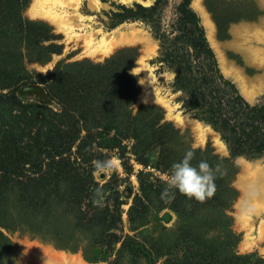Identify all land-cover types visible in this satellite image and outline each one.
<instances>
[{"label": "trees", "instance_id": "trees-1", "mask_svg": "<svg viewBox=\"0 0 264 264\" xmlns=\"http://www.w3.org/2000/svg\"><path fill=\"white\" fill-rule=\"evenodd\" d=\"M163 2L120 5L115 14L119 22L150 21ZM28 3L0 0V264L10 263L14 249L5 232L16 231L80 251L91 264H264L254 252L235 250L239 235L230 215L238 195L233 158L264 155V97L246 101L220 72L191 0L176 6L174 36L159 35L157 61L174 73L181 108L219 133L228 157L214 153L209 143L193 147L188 129L166 119L161 106L134 107L139 92L131 72L134 47L103 61H59L44 74L24 75L23 58L44 64L61 50L50 24L22 15ZM205 7L223 37L229 20L215 13L210 0ZM23 86L56 107L22 100ZM188 150L195 153L194 165L201 159L220 165L216 192L198 202L173 190L174 199L165 202L162 174ZM110 156L118 158L125 176L115 171L100 182L91 162ZM131 174L138 187L133 195ZM122 182L127 184L119 190ZM97 187L104 192L102 205L93 203ZM130 197L126 215L132 234L121 228V205ZM165 209L176 216L172 228L158 215Z\"/></svg>", "mask_w": 264, "mask_h": 264}, {"label": "rangeland", "instance_id": "rangeland-1", "mask_svg": "<svg viewBox=\"0 0 264 264\" xmlns=\"http://www.w3.org/2000/svg\"><path fill=\"white\" fill-rule=\"evenodd\" d=\"M31 1L32 0H29L28 5L22 11V15L28 19L41 20L50 24L54 29V33L59 35L55 42L61 44V50L59 54H52L49 61L44 64H40L35 61H27L23 58L24 75H34L36 72L44 74L46 71L51 70L54 64L59 61L69 62L81 60L83 58L93 62L103 61L106 57H109L120 48L134 47L137 51V57L132 70L136 68V71L133 73L137 75V86L139 87L134 107L139 104H156L161 106L165 112L166 119L171 120L174 125L182 131L188 129L191 137V145L193 147H204L207 143H209L214 153L224 157L229 156L226 145L220 139L219 133L212 130L209 125L199 122L191 115V113H189V111L181 108V103L179 101L181 93L179 91H174L172 86L174 73L163 63L157 61L160 50L158 39L159 35H165L168 38H172L176 33L173 30V23L176 19L175 9L180 0H164L158 8L157 13L152 16L150 21L142 19H127L122 22H119L120 17L115 14L121 11L120 5L133 7L134 3H140L143 6H149L153 4L154 0H130L128 4L122 3L119 0H95L93 9L90 8L85 1H83L76 10L78 15L81 16L78 18L80 25L69 35L64 34L49 21L31 16L28 12ZM192 1L193 0H191L190 6L194 9ZM205 1L206 0H201V6L203 12L213 27L214 42L217 45L219 44L226 59L232 61L241 69L251 70L246 67L241 54L230 47L229 42L232 39L231 32L235 29V26L237 27L241 25V27H249L251 30H264V0H210L212 7L215 9V13L224 14L229 20L225 27V31L221 35L223 37L217 36L215 24L212 21L211 14L205 7ZM245 9L248 13L246 15L239 16V11H244L245 13ZM194 11L196 12L195 9ZM202 26L204 28L203 24ZM113 31L124 32V34L125 31L129 33L146 34L151 41V43L146 47L148 55L145 56L143 54L144 45L142 40L139 39L123 43L105 56L92 57L89 55L86 51V46L84 45L83 36H86L89 32H97L95 44L99 45L101 41L100 38H102V36H107L108 34L112 35ZM257 42L252 43L264 52V43L259 41ZM28 87L29 86H23L21 91L18 92V96L22 100L38 101L46 103L51 107H56L53 102L48 101L41 96L37 97V94L33 92L26 91L29 90ZM263 97L264 94L256 96L252 103L257 102ZM256 161L263 165L264 155L255 158H245L243 156H236L233 158V162L237 165L238 170L233 178L232 185L237 190L238 195L231 206L230 215L232 217V230L239 235V240L235 250L238 253L254 252L256 255L264 258V241H257L259 237V225L264 222V202H261V204L259 201L256 203L254 202V204L249 203L248 206L245 205L241 208H238L237 206L238 202L243 199L242 191L237 185L239 174L243 173L242 164L244 162L247 165H252ZM138 167L139 166L135 165V169ZM116 172L120 177L125 176L122 172L120 164ZM94 177L100 182H105L109 178V175ZM128 181L133 187L131 194L133 195L134 192L138 191L137 182L129 177ZM126 184L127 182H122L119 185V190H122ZM130 201L131 197L126 203L121 205V228L122 232L132 234L134 231L129 229L126 215V210L128 209ZM163 212H169L171 214L170 221L165 222L162 220L163 225L165 227L172 228L176 218L175 214L165 209L160 211L158 215L161 216ZM5 233L14 243V249L11 253V261L9 264H91L83 260L80 251L72 253L67 250L57 249L50 243L42 242L36 238H30L29 236L21 234L17 231ZM246 242H251L250 244H253L248 246L245 245ZM157 264H162V260H159Z\"/></svg>", "mask_w": 264, "mask_h": 264}, {"label": "bare ground", "instance_id": "bare-ground-1", "mask_svg": "<svg viewBox=\"0 0 264 264\" xmlns=\"http://www.w3.org/2000/svg\"><path fill=\"white\" fill-rule=\"evenodd\" d=\"M83 1H85L90 8H94L95 0H32L28 12L33 17H39L49 21L64 34L69 35L80 25L78 18L81 16L78 15L76 10ZM119 1L125 4L130 2V0ZM192 5L200 17L201 23L204 25L205 36L215 53L220 71L225 77L231 79L245 100L252 103L256 96L264 94V52L252 43L257 41L264 43V30H251V28L241 27V25L235 26V29L232 30V39L229 45L232 49L241 54L246 67L251 70L241 69L232 61L226 59L219 44L217 45L214 42L213 27L203 12L201 0H193ZM96 35L97 32H89L86 36H83L86 51L92 57L105 56L117 46L135 39L142 40L144 45L143 54L145 56L148 55L146 47L151 41L146 34L129 33L127 31H125L124 34V32L113 31L112 35L108 34L107 36H102L99 45L95 44ZM242 166L243 173L239 174L237 185L242 191L243 199L238 202L237 206L241 208L245 205L248 206L249 203L254 204V202L256 203L258 201L261 204V202H264V164L262 165L260 162L256 161L252 165H247L243 162ZM259 227V237L257 241H264V222H262ZM250 243L251 242H246L245 245L249 246L253 244Z\"/></svg>", "mask_w": 264, "mask_h": 264}, {"label": "clouds", "instance_id": "clouds-1", "mask_svg": "<svg viewBox=\"0 0 264 264\" xmlns=\"http://www.w3.org/2000/svg\"><path fill=\"white\" fill-rule=\"evenodd\" d=\"M136 68L132 70V73ZM195 158V153L188 150L184 153L182 159L174 162L167 172L162 174V180L165 187L161 192V199L165 202H170L174 199L175 192L178 191L181 195L188 199H194L198 202H204L214 196L216 192L215 180L217 173L221 172V167L217 164L211 166L207 160L201 159L197 164L192 161ZM92 175L96 177L110 175L117 171L120 161L114 156L106 159H96L92 162ZM104 200L103 189L97 187L93 190V203L102 205Z\"/></svg>", "mask_w": 264, "mask_h": 264}, {"label": "water", "instance_id": "water-1", "mask_svg": "<svg viewBox=\"0 0 264 264\" xmlns=\"http://www.w3.org/2000/svg\"><path fill=\"white\" fill-rule=\"evenodd\" d=\"M163 221L168 222L171 220V214L169 212H164L161 215Z\"/></svg>", "mask_w": 264, "mask_h": 264}, {"label": "built area", "instance_id": "built-area-1", "mask_svg": "<svg viewBox=\"0 0 264 264\" xmlns=\"http://www.w3.org/2000/svg\"><path fill=\"white\" fill-rule=\"evenodd\" d=\"M129 178L136 180L134 174L129 175Z\"/></svg>", "mask_w": 264, "mask_h": 264}, {"label": "crops", "instance_id": "crops-1", "mask_svg": "<svg viewBox=\"0 0 264 264\" xmlns=\"http://www.w3.org/2000/svg\"><path fill=\"white\" fill-rule=\"evenodd\" d=\"M164 213V212H163Z\"/></svg>", "mask_w": 264, "mask_h": 264}]
</instances>
